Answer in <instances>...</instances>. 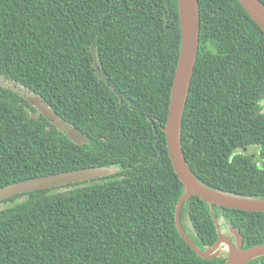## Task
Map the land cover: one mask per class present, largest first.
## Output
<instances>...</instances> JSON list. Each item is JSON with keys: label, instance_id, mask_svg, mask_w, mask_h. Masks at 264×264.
Returning <instances> with one entry per match:
<instances>
[{"label": "trees", "instance_id": "obj_1", "mask_svg": "<svg viewBox=\"0 0 264 264\" xmlns=\"http://www.w3.org/2000/svg\"><path fill=\"white\" fill-rule=\"evenodd\" d=\"M199 5L185 158L205 186L264 198V32L237 0ZM180 47L178 0H0V189L113 171L2 201L0 264H225L199 257L176 225L184 186L164 128ZM23 92L87 143L72 142ZM252 148L258 156L247 153ZM214 209L221 227L240 232L244 249L264 244V213ZM181 219L200 248L218 240L199 197L184 204Z\"/></svg>", "mask_w": 264, "mask_h": 264}, {"label": "water", "instance_id": "obj_2", "mask_svg": "<svg viewBox=\"0 0 264 264\" xmlns=\"http://www.w3.org/2000/svg\"><path fill=\"white\" fill-rule=\"evenodd\" d=\"M237 1L264 32V3L261 0ZM178 10L181 27V47L171 91L168 119L164 128L172 165L184 186V194L180 198L176 208L177 229L181 237L202 259L215 260L224 258L226 260L225 264H249L252 261L264 257V244L244 249L243 236L231 225L227 228L222 226L225 228L223 230L216 217L214 207L264 213V198L238 196L205 186L191 171L183 152L181 142L182 120L199 52L201 27L199 0H178ZM93 57L95 60L94 66L97 69L99 78L107 82L106 72L99 68L96 51H93ZM23 95L32 106H35L60 131L66 132L72 142L78 145L87 143L85 134L70 124H67L63 118L52 112L39 97L27 92H23ZM112 173L113 171L111 169L94 168L34 178L0 189V203L19 194L76 184L102 178ZM194 196L199 197L211 208V214L218 231V240L210 248H200L182 225L181 213L183 206ZM3 209H5V206L0 204V210Z\"/></svg>", "mask_w": 264, "mask_h": 264}, {"label": "rangeland", "instance_id": "obj_3", "mask_svg": "<svg viewBox=\"0 0 264 264\" xmlns=\"http://www.w3.org/2000/svg\"><path fill=\"white\" fill-rule=\"evenodd\" d=\"M3 83V82H2ZM247 153H249V154H252V155H254V156H258L259 155V152H258V149H256V148H252V149H249V150H247ZM258 158V157H257ZM260 159L258 158V161H259ZM223 228V230H225V228L224 227H222Z\"/></svg>", "mask_w": 264, "mask_h": 264}]
</instances>
